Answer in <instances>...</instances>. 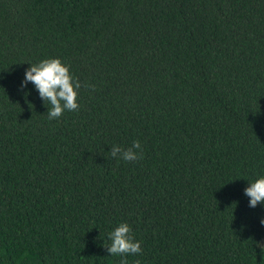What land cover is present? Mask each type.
<instances>
[{
  "label": "trees",
  "instance_id": "1",
  "mask_svg": "<svg viewBox=\"0 0 264 264\" xmlns=\"http://www.w3.org/2000/svg\"><path fill=\"white\" fill-rule=\"evenodd\" d=\"M49 58L82 85L58 120L21 86ZM261 176L264 0H0V264H119L120 223L128 264H264Z\"/></svg>",
  "mask_w": 264,
  "mask_h": 264
},
{
  "label": "clouds",
  "instance_id": "2",
  "mask_svg": "<svg viewBox=\"0 0 264 264\" xmlns=\"http://www.w3.org/2000/svg\"><path fill=\"white\" fill-rule=\"evenodd\" d=\"M29 82L35 86L42 101L51 105L47 112L49 120H58L65 111L79 110L81 82L72 75L69 66L59 58L44 59L39 63L30 64V67L25 71L21 86L24 87ZM84 87H92L93 90L95 88L94 85H84ZM110 154L113 158L125 162H135L143 158L139 140L133 141L132 145L126 149H122L119 145H113ZM244 194L249 198V207L255 208L258 204L264 205V176L249 183L244 189ZM260 223L264 225V219H261ZM109 240L111 243L105 247L106 251L109 256L121 257L119 264H128L127 256L139 255L143 251L140 242L134 239L132 229L127 223H120L111 231ZM255 244L260 248L261 253L264 252V243L257 241Z\"/></svg>",
  "mask_w": 264,
  "mask_h": 264
}]
</instances>
